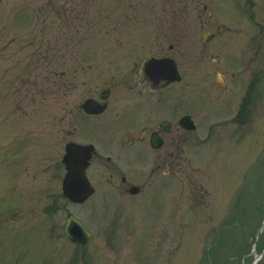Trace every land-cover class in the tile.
Returning a JSON list of instances; mask_svg holds the SVG:
<instances>
[{"label":"rangeland","instance_id":"obj_1","mask_svg":"<svg viewBox=\"0 0 264 264\" xmlns=\"http://www.w3.org/2000/svg\"><path fill=\"white\" fill-rule=\"evenodd\" d=\"M59 1L0 0V264H264V94L256 99V87L264 85V0H170L168 6L166 0H130L135 20L172 21L163 26H173L174 37L186 32L180 62L197 124L187 173L179 168L168 187L156 182L137 212L119 210L116 199L105 203L97 166L89 171L95 195L81 204L62 195L65 143H96L103 154L113 141L95 132L104 121L83 117L74 123L81 130L67 136L70 106L52 91L42 93L53 84L58 38L79 39V48L91 44L93 58L106 61L118 54L121 36L106 21L134 20L133 12L123 0H90L85 20L92 28L76 31L70 24L60 32ZM208 29L218 33L203 44ZM214 54L221 58L212 60ZM248 59L254 100L246 131L236 111L246 106ZM117 78V70L104 72L94 85L112 86ZM210 123L217 124L215 133L200 140ZM68 212L91 232L83 246L65 236Z\"/></svg>","mask_w":264,"mask_h":264},{"label":"flooded vegetation","instance_id":"obj_2","mask_svg":"<svg viewBox=\"0 0 264 264\" xmlns=\"http://www.w3.org/2000/svg\"><path fill=\"white\" fill-rule=\"evenodd\" d=\"M89 1H59L55 14L60 32L63 27L70 24L74 25L76 31L83 27L92 28V22L85 20ZM123 1L131 8L134 20L106 21L108 27L117 28L121 33L116 42L118 54L116 56L111 54V58L106 61L102 60V55L95 59L93 48L92 52H89L91 44L79 48L76 46L79 39L58 38L55 45L53 84L47 85L42 93L45 90L52 91L54 96L63 102V107L70 106V121L73 125L71 130L66 132L67 136L81 130L79 124L74 125L78 118L104 121L95 132L99 138L104 134L103 139L113 141L111 148L108 146L101 154V149H97L96 143H83L93 145L87 168L88 178L95 188L93 195L96 194L98 185L92 181L93 175H90L89 171L93 172L94 166H97L101 174V177L98 176L107 190L108 199L105 203L111 205L112 200L116 199L120 201L119 210L125 211L131 207L137 212V208H140L138 203L140 197L143 193H153L156 182H160L162 187H168V182L179 168L187 173L190 132L197 129V124L195 121V124L193 123L194 113L190 111L187 69L180 62L184 57L183 44L187 41L186 32L185 35L183 33L180 37H174L169 30L173 26H163L172 25V21H137L136 6L130 0ZM169 1L166 0L165 6L170 5ZM66 3H70L68 9ZM155 7L156 3L151 5L153 11ZM206 8L204 5V9ZM209 31L215 38L218 30ZM138 34L140 36H137ZM210 41L202 43L208 44ZM170 58L173 59L179 76L174 80L165 76L164 68H157L159 62L154 63ZM220 58L218 54L212 56L214 61ZM252 60L248 59L244 64L247 72L244 81L245 83L247 81V84L243 99H246V106H240L236 111V120L241 124L240 129L245 126L246 131L252 114V106L249 104L254 100ZM113 70L118 71V78L112 86H103L102 83L94 85L98 76ZM158 72L164 76L158 78ZM94 73L95 83L92 84L90 80ZM89 74L91 76L88 80L80 79ZM112 76L115 75L112 73ZM231 76L236 78L239 74L232 71ZM260 79L264 81V74ZM256 91L258 100L264 94V85L256 87ZM207 94L214 98L213 90L209 89ZM87 99H91L96 108L103 107V110L96 113L86 112L82 104ZM112 106L115 107L114 111H111L113 115L102 117ZM212 111H207L206 116ZM184 121H191L194 127L188 128ZM216 129V123L203 127L200 140L210 138Z\"/></svg>","mask_w":264,"mask_h":264},{"label":"water","instance_id":"obj_3","mask_svg":"<svg viewBox=\"0 0 264 264\" xmlns=\"http://www.w3.org/2000/svg\"><path fill=\"white\" fill-rule=\"evenodd\" d=\"M212 37L213 33L207 31L203 34L202 41L208 42ZM156 62H159L157 68H164L163 71L166 72L165 76L169 79L174 80L179 78L176 65L172 59L154 61V63ZM162 76L164 75L160 72L157 73L158 78ZM82 108L89 113H96L103 110V107L96 108L91 99L84 101ZM184 124L190 129L194 127L191 121H184ZM64 150L62 163L64 165L65 174L61 184L62 193L71 202L80 203L85 201L94 192V187L91 185L86 175V168L92 155L93 145L79 144L70 141L65 144ZM64 232L67 238L72 242L84 244L90 238L89 231L71 213H68L66 216Z\"/></svg>","mask_w":264,"mask_h":264}]
</instances>
